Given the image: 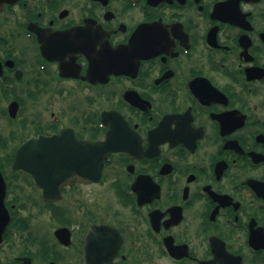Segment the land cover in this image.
Masks as SVG:
<instances>
[{
	"label": "flooded vegetation",
	"instance_id": "flooded-vegetation-1",
	"mask_svg": "<svg viewBox=\"0 0 264 264\" xmlns=\"http://www.w3.org/2000/svg\"><path fill=\"white\" fill-rule=\"evenodd\" d=\"M0 172V264H264V0L2 1Z\"/></svg>",
	"mask_w": 264,
	"mask_h": 264
},
{
	"label": "water",
	"instance_id": "water-1",
	"mask_svg": "<svg viewBox=\"0 0 264 264\" xmlns=\"http://www.w3.org/2000/svg\"><path fill=\"white\" fill-rule=\"evenodd\" d=\"M2 1H10V0H0V3ZM13 1H16V0H13ZM18 158L23 160V150H22V148L19 151ZM4 196H5V183H4L2 175L0 173V211L4 213V215L1 216V212H0V217L2 219H4L5 220V224H7L9 216L6 213L5 207H4V204H3Z\"/></svg>",
	"mask_w": 264,
	"mask_h": 264
},
{
	"label": "rangeland",
	"instance_id": "rangeland-1",
	"mask_svg": "<svg viewBox=\"0 0 264 264\" xmlns=\"http://www.w3.org/2000/svg\"><path fill=\"white\" fill-rule=\"evenodd\" d=\"M55 225H56V222L52 221V222H49V226L48 227L49 228H53Z\"/></svg>",
	"mask_w": 264,
	"mask_h": 264
}]
</instances>
